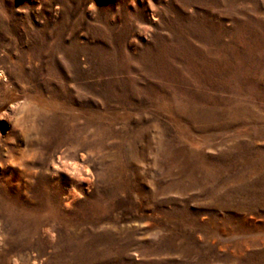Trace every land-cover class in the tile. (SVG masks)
Instances as JSON below:
<instances>
[{"label": "rangeland", "instance_id": "374dc122", "mask_svg": "<svg viewBox=\"0 0 264 264\" xmlns=\"http://www.w3.org/2000/svg\"><path fill=\"white\" fill-rule=\"evenodd\" d=\"M0 264H264V0H0Z\"/></svg>", "mask_w": 264, "mask_h": 264}, {"label": "bare ground", "instance_id": "6f19581e", "mask_svg": "<svg viewBox=\"0 0 264 264\" xmlns=\"http://www.w3.org/2000/svg\"><path fill=\"white\" fill-rule=\"evenodd\" d=\"M204 76H200V77L198 76L199 80H202ZM213 110L214 109L211 110V108L208 109L207 107L200 108L199 111L197 112V117L205 118L208 120L207 122H210V117L214 115ZM190 116H191V114H190ZM213 118H214V116H213ZM187 152L184 149L178 150L177 156L181 157L183 159V161L181 162V165H180L181 170L187 171L188 173H191L192 176L194 175V177L197 178V181H203L202 180L203 177H201L202 175L200 174V167H198V164H196V163H194V161H192V157L194 158V155L188 154ZM245 159L247 161V164L250 163V166H249L250 169L255 170V169H258L260 167L259 163L253 164L254 160H251L252 157L247 156V157H245ZM198 177H201V179L199 180ZM244 178H245V172L242 175H238V176L230 175L229 178H227V180H226V181H228L226 184L233 183V184H230V187L237 188V187H235V184L240 185L241 181H243ZM213 192H215V191L213 190Z\"/></svg>", "mask_w": 264, "mask_h": 264}]
</instances>
